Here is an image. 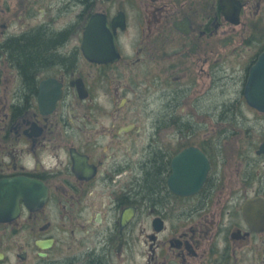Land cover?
Here are the masks:
<instances>
[{
    "label": "flooded vegetation",
    "instance_id": "obj_1",
    "mask_svg": "<svg viewBox=\"0 0 264 264\" xmlns=\"http://www.w3.org/2000/svg\"><path fill=\"white\" fill-rule=\"evenodd\" d=\"M263 53L264 0H0V264H264Z\"/></svg>",
    "mask_w": 264,
    "mask_h": 264
},
{
    "label": "trees",
    "instance_id": "obj_2",
    "mask_svg": "<svg viewBox=\"0 0 264 264\" xmlns=\"http://www.w3.org/2000/svg\"><path fill=\"white\" fill-rule=\"evenodd\" d=\"M49 47L48 42H43L40 39V36H34L28 40L27 46H17L14 49V57L16 61L24 65L22 72L26 77L28 82V87L32 89V79L31 74L33 68L45 63L48 59L46 53ZM149 182L147 184L150 195H155L159 193V182H160V173L154 172L149 177Z\"/></svg>",
    "mask_w": 264,
    "mask_h": 264
},
{
    "label": "water",
    "instance_id": "obj_3",
    "mask_svg": "<svg viewBox=\"0 0 264 264\" xmlns=\"http://www.w3.org/2000/svg\"><path fill=\"white\" fill-rule=\"evenodd\" d=\"M251 79H258L259 83L256 84V87H250V85L246 87V99L250 105L264 111V54L260 56L258 62L252 67L250 72Z\"/></svg>",
    "mask_w": 264,
    "mask_h": 264
}]
</instances>
